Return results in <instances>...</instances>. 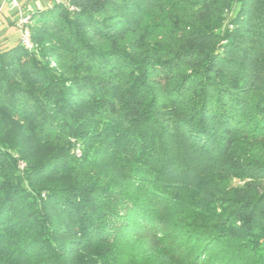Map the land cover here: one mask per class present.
Listing matches in <instances>:
<instances>
[{
    "label": "trees",
    "instance_id": "1",
    "mask_svg": "<svg viewBox=\"0 0 264 264\" xmlns=\"http://www.w3.org/2000/svg\"><path fill=\"white\" fill-rule=\"evenodd\" d=\"M29 28L0 48V264H264V0H61Z\"/></svg>",
    "mask_w": 264,
    "mask_h": 264
},
{
    "label": "rangeland",
    "instance_id": "2",
    "mask_svg": "<svg viewBox=\"0 0 264 264\" xmlns=\"http://www.w3.org/2000/svg\"><path fill=\"white\" fill-rule=\"evenodd\" d=\"M54 1H56V0H18V3H19V6H21V9H23V11L27 13L30 10H32L33 8H35V6H37L39 3H41V4L43 3V4L48 6ZM47 2H49V3H47ZM237 8H238V3H235L233 6V11L237 10ZM7 9H8V6H5L3 10L8 11L9 9L8 10ZM68 9L74 10V11L77 10V8H75V6H73V5H69ZM221 12L223 14L224 19H223L220 27H225L226 24H228V26H231V24L228 22L230 15H232L231 10L225 9V10H221ZM14 36H16V30L12 27V25L11 26L4 25L3 27H1L0 28V48H3V49L8 48L10 46V44L13 42V41L11 42V40L13 39ZM9 42H11V43H9ZM80 149L81 148L78 146L75 147V150H74L75 156L79 157L81 155ZM257 152H258L257 154H260L262 156V158L264 157V152L263 153H261V151H257ZM19 165H22V167L24 168L25 163L22 160H19L18 161V167H19ZM261 182H262V185H264V177H263V180H261ZM205 260H206V258H204V259L201 258V263Z\"/></svg>",
    "mask_w": 264,
    "mask_h": 264
},
{
    "label": "built area",
    "instance_id": "3",
    "mask_svg": "<svg viewBox=\"0 0 264 264\" xmlns=\"http://www.w3.org/2000/svg\"><path fill=\"white\" fill-rule=\"evenodd\" d=\"M60 1L61 0H56L55 2H60ZM5 6H8V8L10 9H17L18 16L15 21V26L18 30V41L19 43L26 44V41L28 40L23 30V23H24L25 16L28 15L29 13L22 11L21 6H19V3L17 0H0V13L2 12ZM19 167L20 169H22L21 165H19Z\"/></svg>",
    "mask_w": 264,
    "mask_h": 264
},
{
    "label": "crops",
    "instance_id": "4",
    "mask_svg": "<svg viewBox=\"0 0 264 264\" xmlns=\"http://www.w3.org/2000/svg\"><path fill=\"white\" fill-rule=\"evenodd\" d=\"M47 3H49V2H47ZM45 6H47V5H45L43 3L42 4L39 3L37 6H35V8H33L32 10H30L27 13L32 14V12H34L36 9L43 8ZM8 9H7L8 11L2 10V12L0 13V28L3 27L4 25H6V26L12 25V27L16 30V36H14L13 39L11 40V42L12 41L13 42L12 43L9 42V43H11L10 45H12L18 41V30L15 26V21H16L17 16H18V11H17V9H10V8H8ZM22 11H23V9H22Z\"/></svg>",
    "mask_w": 264,
    "mask_h": 264
},
{
    "label": "bare ground",
    "instance_id": "5",
    "mask_svg": "<svg viewBox=\"0 0 264 264\" xmlns=\"http://www.w3.org/2000/svg\"><path fill=\"white\" fill-rule=\"evenodd\" d=\"M31 23H32V14H28L25 16L23 23V30L25 32L28 41H26V44L21 43V45L27 50H31L34 47L29 30L30 29L29 26L31 25Z\"/></svg>",
    "mask_w": 264,
    "mask_h": 264
}]
</instances>
